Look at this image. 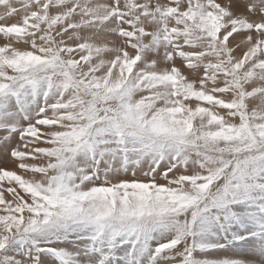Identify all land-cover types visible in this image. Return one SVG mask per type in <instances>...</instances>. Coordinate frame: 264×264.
<instances>
[{"label": "snow or ice", "instance_id": "snow-or-ice-1", "mask_svg": "<svg viewBox=\"0 0 264 264\" xmlns=\"http://www.w3.org/2000/svg\"><path fill=\"white\" fill-rule=\"evenodd\" d=\"M0 22V264H264V0ZM228 237L246 258H204Z\"/></svg>", "mask_w": 264, "mask_h": 264}, {"label": "rangeland", "instance_id": "rangeland-1", "mask_svg": "<svg viewBox=\"0 0 264 264\" xmlns=\"http://www.w3.org/2000/svg\"><path fill=\"white\" fill-rule=\"evenodd\" d=\"M250 19H258V18L250 17ZM15 22H16V19H10L7 21L8 24L15 23ZM0 23H4V22H0ZM239 38L240 37H237V39ZM4 42L5 40L3 38V35L0 34V46H3ZM239 54L240 53L238 51L237 55ZM0 168H3L5 170L16 171L17 174H21V175L23 174L22 171L16 167L15 162H13L7 156L0 155ZM3 186L4 187L8 186L6 181L4 182ZM221 243L225 245L223 249H218L216 251L210 252L206 254L204 258H208V259H223V258L244 259L246 258L244 255L247 251L246 246L239 245L238 242L233 241L231 237H228L226 239L222 238ZM68 250H71V246H68Z\"/></svg>", "mask_w": 264, "mask_h": 264}, {"label": "bare ground", "instance_id": "bare-ground-1", "mask_svg": "<svg viewBox=\"0 0 264 264\" xmlns=\"http://www.w3.org/2000/svg\"><path fill=\"white\" fill-rule=\"evenodd\" d=\"M223 249V248H222ZM228 254V253H227ZM240 255V254H239Z\"/></svg>", "mask_w": 264, "mask_h": 264}]
</instances>
